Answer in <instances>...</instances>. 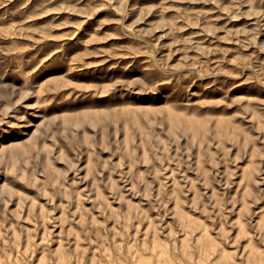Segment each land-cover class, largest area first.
Segmentation results:
<instances>
[{
    "label": "rangeland",
    "instance_id": "374dc122",
    "mask_svg": "<svg viewBox=\"0 0 264 264\" xmlns=\"http://www.w3.org/2000/svg\"><path fill=\"white\" fill-rule=\"evenodd\" d=\"M0 264H264V0H0Z\"/></svg>",
    "mask_w": 264,
    "mask_h": 264
}]
</instances>
